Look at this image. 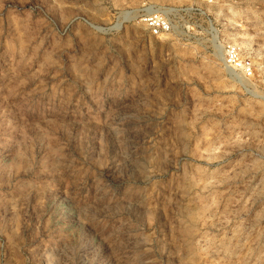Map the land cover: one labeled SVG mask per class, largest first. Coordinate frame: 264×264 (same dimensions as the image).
I'll list each match as a JSON object with an SVG mask.
<instances>
[{
  "label": "rangeland",
  "instance_id": "rangeland-1",
  "mask_svg": "<svg viewBox=\"0 0 264 264\" xmlns=\"http://www.w3.org/2000/svg\"><path fill=\"white\" fill-rule=\"evenodd\" d=\"M0 264H264V0H0Z\"/></svg>",
  "mask_w": 264,
  "mask_h": 264
}]
</instances>
